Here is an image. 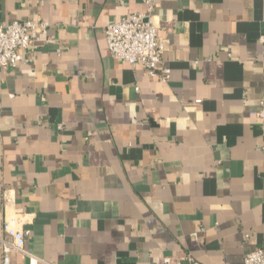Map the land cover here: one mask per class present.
I'll return each instance as SVG.
<instances>
[{
  "label": "crops",
  "instance_id": "1",
  "mask_svg": "<svg viewBox=\"0 0 264 264\" xmlns=\"http://www.w3.org/2000/svg\"><path fill=\"white\" fill-rule=\"evenodd\" d=\"M155 2L167 82L108 49L146 0H0L1 24H50L0 68V237L47 264L264 251V0Z\"/></svg>",
  "mask_w": 264,
  "mask_h": 264
},
{
  "label": "built area",
  "instance_id": "2",
  "mask_svg": "<svg viewBox=\"0 0 264 264\" xmlns=\"http://www.w3.org/2000/svg\"><path fill=\"white\" fill-rule=\"evenodd\" d=\"M146 4V13L129 14L107 26L108 49L114 59L126 62L132 67L141 64L149 77L167 82L170 79V70L163 62L164 45L159 36V27L153 17L156 2L146 0ZM49 28L50 24L47 22L0 23V68L3 71H9L21 62H31L28 52L35 49L37 39L41 35H47ZM30 234L29 230H20L15 233L12 241L0 237V254L3 264H11L13 254L26 256L28 264H47L26 249V241ZM189 260L192 264H201L192 258ZM163 264L182 263L167 257L163 260ZM244 264H264V251L252 250L245 257Z\"/></svg>",
  "mask_w": 264,
  "mask_h": 264
}]
</instances>
